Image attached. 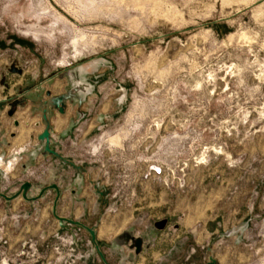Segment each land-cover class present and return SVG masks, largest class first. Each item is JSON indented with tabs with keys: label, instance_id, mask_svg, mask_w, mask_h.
Masks as SVG:
<instances>
[{
	"label": "rangeland",
	"instance_id": "rangeland-1",
	"mask_svg": "<svg viewBox=\"0 0 264 264\" xmlns=\"http://www.w3.org/2000/svg\"><path fill=\"white\" fill-rule=\"evenodd\" d=\"M100 71L122 108L81 152L103 160L102 195L55 214L106 264H264V0H0V98L61 78L82 104ZM8 165V197L58 182ZM55 197L0 198V264H104Z\"/></svg>",
	"mask_w": 264,
	"mask_h": 264
},
{
	"label": "crops",
	"instance_id": "crops-1",
	"mask_svg": "<svg viewBox=\"0 0 264 264\" xmlns=\"http://www.w3.org/2000/svg\"><path fill=\"white\" fill-rule=\"evenodd\" d=\"M105 79H109V76L102 71L90 78L92 88L86 100L82 104L75 99L68 100L64 102L62 112L52 106L45 109L43 105L50 98H58L67 92L65 79L29 81L33 87L26 85V90L17 88L14 97L13 88L8 87L4 97L0 98V169L3 170L4 162H8L9 177L15 181L31 175L41 164H48L45 167L48 168L47 172L54 171L57 176L58 202H71L73 207L76 206L77 213H80L84 202H96L94 196L102 195L98 191V186L102 185L101 176L106 175L100 168L104 165L103 160L98 157L86 160L81 152L89 140H95L98 135L106 137L112 134L122 112L114 89L107 86ZM87 80L84 79V82ZM48 93L50 97L46 96ZM20 97H23L25 105L21 104V107L13 110L8 102ZM45 111L50 126V150L76 169L80 168L78 171L41 152L38 137L45 129ZM11 202L26 201L17 198ZM120 238L116 237L115 241Z\"/></svg>",
	"mask_w": 264,
	"mask_h": 264
},
{
	"label": "water",
	"instance_id": "water-1",
	"mask_svg": "<svg viewBox=\"0 0 264 264\" xmlns=\"http://www.w3.org/2000/svg\"><path fill=\"white\" fill-rule=\"evenodd\" d=\"M76 91H73L71 93V97H75L76 96ZM71 97L68 96H62L60 98H55L52 100V103L53 105L59 109L60 112H62V109L64 107V101L67 100V99H70ZM38 141L39 142H44L45 145L41 148V152L43 154H48V155H53L55 157H58V155L53 152L52 150H50L49 148V131H48V126L44 129V131L42 132V134H40V136L38 137ZM61 159V158H60ZM62 160V159H61ZM63 161V160H62ZM64 162V161H63ZM30 183L28 182H25L23 183L20 187H19V190L18 192H16L14 195L12 196H6L4 194H1L0 193V198L4 199L5 201H11L17 197H21L23 200L25 201H28V202H32V201H35L36 199L40 198L41 195L47 190V189H53L55 192H56V197L53 201V206H52V215L54 216V218L58 221L59 225L61 227L64 226V223H67V224H70V225H74V226H78V227H81L83 228L84 230H86L90 236V240L94 246V249L96 250V252L98 253L99 257L101 258L102 262L104 264H106L105 260H104V257L102 255V253L100 252L97 244H96V241H95V233H94V230L91 229V228H88L82 224H80L79 222H74V221H71V220H68V219H65V218H62V217H59L55 214V208H56V203L58 201V197H59V190L57 188V186L55 184L53 185H50L48 187H45V188H42L38 194L37 197H34V198H28V192L30 190ZM211 263H213V260L210 259Z\"/></svg>",
	"mask_w": 264,
	"mask_h": 264
},
{
	"label": "built area",
	"instance_id": "built-area-1",
	"mask_svg": "<svg viewBox=\"0 0 264 264\" xmlns=\"http://www.w3.org/2000/svg\"><path fill=\"white\" fill-rule=\"evenodd\" d=\"M160 173H161V169L160 168H157V169L153 170V174L154 175H160Z\"/></svg>",
	"mask_w": 264,
	"mask_h": 264
}]
</instances>
